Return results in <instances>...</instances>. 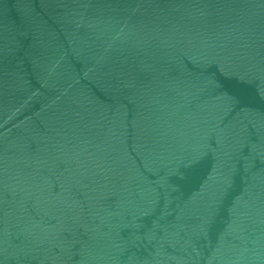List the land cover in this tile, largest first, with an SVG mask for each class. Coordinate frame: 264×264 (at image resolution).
<instances>
[{
  "label": "water",
  "instance_id": "1",
  "mask_svg": "<svg viewBox=\"0 0 264 264\" xmlns=\"http://www.w3.org/2000/svg\"><path fill=\"white\" fill-rule=\"evenodd\" d=\"M0 264H264V0H0Z\"/></svg>",
  "mask_w": 264,
  "mask_h": 264
}]
</instances>
